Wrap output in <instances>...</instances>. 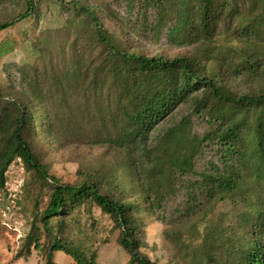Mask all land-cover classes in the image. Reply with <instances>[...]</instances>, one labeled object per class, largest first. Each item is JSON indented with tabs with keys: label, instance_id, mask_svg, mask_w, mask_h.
I'll list each match as a JSON object with an SVG mask.
<instances>
[{
	"label": "trees",
	"instance_id": "obj_1",
	"mask_svg": "<svg viewBox=\"0 0 264 264\" xmlns=\"http://www.w3.org/2000/svg\"><path fill=\"white\" fill-rule=\"evenodd\" d=\"M115 2L60 0L70 16L61 30L79 27L67 64L7 67L14 80L0 87V191L17 158L48 188L17 256L33 247L45 251L44 264H54V253L65 250L77 264H97L96 250L88 256L63 237L71 213L95 204L120 229L127 264H158L141 250L142 228L147 217L167 220L166 201L181 187L185 205L174 209L180 223L225 200L243 205L236 232L229 225L204 237L207 249H220L217 264H264V191L254 185L264 181V92L231 85L232 77L264 71V0ZM25 3L18 19L37 12L34 0ZM112 19L113 31L106 23ZM14 23L0 22V32ZM53 32L34 41L41 57ZM134 32L193 50L148 55L132 48ZM183 104L187 113L159 129ZM195 118L207 124L205 132L194 130ZM36 139L98 147V166L82 165L75 183L62 182L49 173Z\"/></svg>",
	"mask_w": 264,
	"mask_h": 264
},
{
	"label": "rangeland",
	"instance_id": "obj_2",
	"mask_svg": "<svg viewBox=\"0 0 264 264\" xmlns=\"http://www.w3.org/2000/svg\"><path fill=\"white\" fill-rule=\"evenodd\" d=\"M34 1L37 12L34 10L29 16L18 19L19 15L27 10L25 0H0V22L15 19L14 24L0 32V87L3 89L7 90L11 80H14L8 77L7 67L11 64L17 63L31 70L33 66H44L47 62L55 64L59 69L67 64L66 57L70 56V44L74 39L73 36L76 35V29L79 28L78 25L70 28L69 33L61 30L67 25V19L70 16L61 9L60 0ZM96 1L104 4L112 2L113 7L116 6L115 0ZM121 9L124 10V5ZM106 23L111 31L115 30L116 20H107ZM133 23H136L135 20ZM47 30L54 31L52 37L46 42L49 44L50 52L41 57L35 50L34 41ZM117 31L121 33L119 29ZM131 37L132 48L148 55L165 53L174 56L188 54L193 50L192 46L170 43L164 36L144 38L134 32ZM218 42L220 46L228 45L224 39ZM233 45L245 46L238 40H235ZM15 77L14 82L18 84L20 78L18 75ZM231 85L238 91L264 92V71L259 70L256 73L250 72L249 75L232 77ZM187 107L185 104L178 107L158 128L161 129L174 119H179L187 113ZM195 121L194 130L199 133L205 132L207 124L196 118ZM69 143L63 146L39 139L34 141L42 160L48 165L49 173L62 182L75 183L78 180L79 167L82 165L97 167L98 156L102 150L98 147L78 145L73 139ZM213 155L214 153L209 151L206 159H210ZM253 179H255L253 176L249 178L252 182ZM262 181L254 182L255 191L260 188L264 191V181ZM47 189L37 173L27 169L20 158L15 159L9 166L6 187L0 191V264L45 263L46 253L43 250L32 247L29 255L21 257H18L17 253L24 246L37 208L43 209L46 206ZM169 197L171 198L165 204V210L169 214L166 221H160L152 216L146 218V226L142 228L141 233L144 241L141 250L158 264H217L220 262V249H207L203 245L204 237L211 229L214 232L216 229H219V232L220 229H224L226 232L225 228L229 225L236 232L239 226L238 214L243 210L242 203L232 199L225 200L211 208L207 216L202 217L201 213H197L186 222L180 223L181 213L175 212L174 209L185 205L184 191L180 187L174 195L171 193ZM229 232L228 230L227 233ZM119 236L120 229L115 227L111 217L95 204L76 208L65 220L63 237L72 245L80 246L88 256L96 250L97 264L128 263L130 256L120 245ZM44 239L43 237L42 242ZM54 264H77V262L65 250H58L54 253Z\"/></svg>",
	"mask_w": 264,
	"mask_h": 264
}]
</instances>
